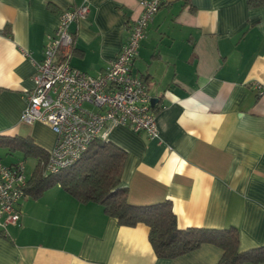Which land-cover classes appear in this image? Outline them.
Here are the masks:
<instances>
[{
  "label": "crops",
  "instance_id": "1",
  "mask_svg": "<svg viewBox=\"0 0 264 264\" xmlns=\"http://www.w3.org/2000/svg\"><path fill=\"white\" fill-rule=\"evenodd\" d=\"M142 1L0 0V135L29 139L44 153L55 145L49 126L25 124L21 115L33 87L32 60L43 58L62 10L89 6L69 26V62L97 75L119 53ZM132 70L156 99L159 136L123 125L108 133L127 155L121 183L128 201L169 200L181 229L233 226L242 250L264 246V90L257 87L264 85V0H166ZM4 140L0 162L23 160L32 189L37 155ZM48 182L21 201L18 224L6 235L0 230V264H216L222 254L205 243L158 257L147 225L120 224L100 203L81 202Z\"/></svg>",
  "mask_w": 264,
  "mask_h": 264
},
{
  "label": "built area",
  "instance_id": "2",
  "mask_svg": "<svg viewBox=\"0 0 264 264\" xmlns=\"http://www.w3.org/2000/svg\"><path fill=\"white\" fill-rule=\"evenodd\" d=\"M166 0H143L140 14L130 26L119 53L104 71L90 75L70 65L72 22L89 11L86 3L61 11L55 31L44 46L43 58L32 60L33 87L26 92L21 122H41L56 135L55 145L43 165L54 174L73 164L97 138L107 139L113 126L123 125L149 138H158L156 112L143 79L132 70L138 47L152 16ZM264 90V85L258 84ZM23 160L0 162V230L18 224L19 205L26 197Z\"/></svg>",
  "mask_w": 264,
  "mask_h": 264
},
{
  "label": "trees",
  "instance_id": "3",
  "mask_svg": "<svg viewBox=\"0 0 264 264\" xmlns=\"http://www.w3.org/2000/svg\"><path fill=\"white\" fill-rule=\"evenodd\" d=\"M157 109L154 108V111ZM3 139L12 148L37 155L38 163L30 180L34 181V195L42 190V187L36 189V186L49 179L48 184L58 182L81 202L100 203L105 212L120 224L133 226L144 223L149 228L148 239L158 257L174 258L210 243L222 250L216 264H264V246L242 250L236 227L181 229L169 200L146 205L130 203L127 199L128 189L121 183L126 152L108 139L93 140L73 164L47 175L44 174L43 165L48 153L26 138L0 135V140ZM32 189L26 186L25 193Z\"/></svg>",
  "mask_w": 264,
  "mask_h": 264
},
{
  "label": "rangeland",
  "instance_id": "4",
  "mask_svg": "<svg viewBox=\"0 0 264 264\" xmlns=\"http://www.w3.org/2000/svg\"><path fill=\"white\" fill-rule=\"evenodd\" d=\"M4 156H5L4 154L0 153V158H1V160L4 159ZM29 162H31V160H30V158L28 157L27 160H26V163H27L26 165H27V167H28V165H29Z\"/></svg>",
  "mask_w": 264,
  "mask_h": 264
},
{
  "label": "water",
  "instance_id": "5",
  "mask_svg": "<svg viewBox=\"0 0 264 264\" xmlns=\"http://www.w3.org/2000/svg\"><path fill=\"white\" fill-rule=\"evenodd\" d=\"M156 101L155 98L151 99V104L154 105V102Z\"/></svg>",
  "mask_w": 264,
  "mask_h": 264
}]
</instances>
